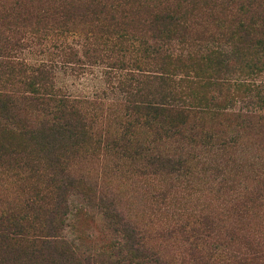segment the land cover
Returning a JSON list of instances; mask_svg holds the SVG:
<instances>
[{
	"label": "trees",
	"instance_id": "obj_1",
	"mask_svg": "<svg viewBox=\"0 0 264 264\" xmlns=\"http://www.w3.org/2000/svg\"><path fill=\"white\" fill-rule=\"evenodd\" d=\"M77 25L79 49L47 41ZM0 37H37L51 56L29 66L23 91L0 81V129L17 128L15 143L0 135V166L23 185L19 204L0 208V264H264V240L242 234L264 207V140L259 155H243L245 133L264 132V0H0ZM57 63L102 65V83L72 95L49 81ZM102 146L158 178L167 215L146 229L100 197L111 235L96 250L80 228L91 187L72 167ZM250 164L257 184L221 207L170 211L174 185L206 173L228 183ZM162 237L174 254L154 243Z\"/></svg>",
	"mask_w": 264,
	"mask_h": 264
},
{
	"label": "rangeland",
	"instance_id": "obj_2",
	"mask_svg": "<svg viewBox=\"0 0 264 264\" xmlns=\"http://www.w3.org/2000/svg\"><path fill=\"white\" fill-rule=\"evenodd\" d=\"M76 27L77 29L71 28L73 30L70 32L62 33L61 37H46L47 41L60 42L65 39L66 42L79 49L81 44L78 42L84 36L78 30L82 26L77 25ZM53 35L56 36V34ZM5 38L9 37H0V81L7 88L16 90L18 93L26 89L25 84L34 74L29 66L37 65L50 59L51 56L46 52H40L43 46L35 43L37 37H31L32 40H27L28 37H12L9 43L3 41ZM54 70L51 72L52 78L49 79L54 87H61L72 95H83L92 92L97 85H101L104 66L84 65L78 70L74 67L65 69L60 63H57L56 66L54 65ZM33 80L38 82V80ZM106 104L96 110L94 122L96 130L102 132L109 126L105 119L109 111ZM10 128L12 131L8 128L0 129V135L2 131H8V133H3L1 142L4 140V143L2 144L17 141L13 139L17 128L12 124ZM262 140H264V132L255 134L253 130L245 133L246 153L243 154L244 159L247 156L251 158L253 154H260L259 142ZM103 147L102 150H98L94 154L76 156L72 167L77 176H82L86 184L91 187L92 199L89 201L91 207H87L91 212L80 221V228L91 235L96 250L103 245L105 237L111 235L103 217L104 210L100 207V197L104 201L108 200L114 203L115 209L121 217L138 225H146V229L155 231L159 227L157 225L167 215L166 206L162 205L155 197V187L158 189L159 185H162L158 184V178H154L153 175L139 174L136 169L123 166L122 163L126 161L125 159H117L116 155H112V151ZM3 168L5 167L0 166V208L19 204L23 190L22 182L17 181V177L12 172ZM259 170L258 166L251 164L250 166H234L231 170V180L222 184L217 183L218 178L212 181L207 173L201 178L202 181L197 177L189 181L182 180L180 185H174L169 191V200L171 201L169 209L174 212L190 211L207 204L212 207H221L223 202L235 195L236 190L255 186ZM242 234L264 240V207H254L250 211L245 220ZM154 243L162 249L163 253L174 254L176 252L175 246L168 237L154 240Z\"/></svg>",
	"mask_w": 264,
	"mask_h": 264
}]
</instances>
